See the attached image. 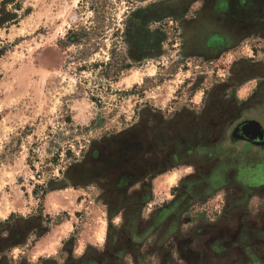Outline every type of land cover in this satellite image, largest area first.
I'll list each match as a JSON object with an SVG mask.
<instances>
[{
	"label": "rangeland",
	"instance_id": "rangeland-1",
	"mask_svg": "<svg viewBox=\"0 0 264 264\" xmlns=\"http://www.w3.org/2000/svg\"><path fill=\"white\" fill-rule=\"evenodd\" d=\"M202 7V0H0V264L13 261L12 245L35 227L40 234L66 219L64 211L45 213L49 193L91 188L78 232L115 202L108 194L121 156L144 160L141 177L149 158L162 156L153 148L162 147L164 127L176 136L194 124L188 95L226 82L234 62L186 51L180 31ZM75 33L77 44L69 39ZM12 209L26 214L6 219Z\"/></svg>",
	"mask_w": 264,
	"mask_h": 264
},
{
	"label": "crops",
	"instance_id": "crops-1",
	"mask_svg": "<svg viewBox=\"0 0 264 264\" xmlns=\"http://www.w3.org/2000/svg\"><path fill=\"white\" fill-rule=\"evenodd\" d=\"M202 2L182 26L184 47L207 60L227 54L231 76L188 95L196 121L176 136L164 127L145 181L144 160L121 168L103 217L76 232L91 188L49 193L45 213L66 219L35 227L6 264H264V0ZM237 225L254 237L235 235Z\"/></svg>",
	"mask_w": 264,
	"mask_h": 264
},
{
	"label": "trees",
	"instance_id": "trees-1",
	"mask_svg": "<svg viewBox=\"0 0 264 264\" xmlns=\"http://www.w3.org/2000/svg\"><path fill=\"white\" fill-rule=\"evenodd\" d=\"M70 34H73V33H70ZM77 36H75V35H72V36H70V41H73V42H76V44H77V42L79 43V41H80V35L79 34H77V33H75ZM75 39H77L76 41H75ZM123 68H129V66H126V67H123ZM121 162H120V169H119V171L121 172V168H123V169H127L126 168V165L128 164V163H131V162H129L130 161V159H129V161L127 160V159H124L123 158V156H121ZM135 160V159H134ZM137 163V162H136ZM136 163L134 164V162H133V165L134 166H136ZM132 164V163H131ZM138 166V165H137ZM142 168H143V166H141ZM130 168V167H129Z\"/></svg>",
	"mask_w": 264,
	"mask_h": 264
},
{
	"label": "flooded vegetation",
	"instance_id": "flooded-vegetation-1",
	"mask_svg": "<svg viewBox=\"0 0 264 264\" xmlns=\"http://www.w3.org/2000/svg\"><path fill=\"white\" fill-rule=\"evenodd\" d=\"M235 230V235H237L239 237V234L240 236L243 238H247V236H252L254 237V234H253V229L251 227H247L246 225L244 226V228L240 227V225H237V228L234 229Z\"/></svg>",
	"mask_w": 264,
	"mask_h": 264
}]
</instances>
